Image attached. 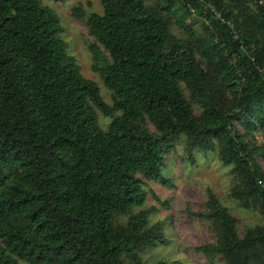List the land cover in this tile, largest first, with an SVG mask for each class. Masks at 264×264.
I'll use <instances>...</instances> for the list:
<instances>
[{"label":"trees","instance_id":"trees-1","mask_svg":"<svg viewBox=\"0 0 264 264\" xmlns=\"http://www.w3.org/2000/svg\"><path fill=\"white\" fill-rule=\"evenodd\" d=\"M97 1L101 13L76 4L70 15L92 38L90 69L111 106L67 54L50 8L0 0V264H148L139 253L168 241L161 222L149 224L154 209L132 210L144 205L145 182L171 188L164 157L179 138L191 163L194 151L216 149L235 179L229 197L264 220L254 163L264 142L253 140L264 137V0ZM191 13L206 21L201 35ZM97 113L111 119L105 130ZM205 198L186 212L214 242L194 251L208 264H264V224L239 236L208 188Z\"/></svg>","mask_w":264,"mask_h":264},{"label":"rangeland","instance_id":"rangeland-1","mask_svg":"<svg viewBox=\"0 0 264 264\" xmlns=\"http://www.w3.org/2000/svg\"><path fill=\"white\" fill-rule=\"evenodd\" d=\"M41 3L50 8L57 16L62 29L60 39L66 45V52L71 56L83 78L95 83L102 100L111 106V94L102 85L98 75L91 71V57L87 50V44L92 41L85 26L70 15V8L81 4L85 12L101 13V7L97 0H40ZM146 5H151L153 0H143ZM89 4V7L86 4ZM186 23L196 35L202 34L206 21L195 13L186 19ZM172 33L177 38H187V34L176 26L171 27ZM183 94L187 93L181 86ZM194 115L200 113V109L192 104ZM100 128L105 130L110 118L102 117L97 113ZM235 129L242 133V127L234 124ZM150 131L152 127L148 125ZM261 137L262 133H254L253 140ZM183 138H179L173 151L164 157V169L162 175L171 182V188H164L158 183L145 182L146 199L144 205L135 208L132 213L139 210L154 209L149 215V224L161 222L162 232L168 241L165 245H157L152 249H145L139 253L142 262L152 264L162 261L165 264H208L204 257L194 251V248L207 243H213L214 237L206 222L193 215H188L186 209L192 212L200 211L206 200L205 189H210L218 198L219 202L228 209L229 213L236 219L237 234L241 236L242 231L254 225H263V217L256 211L243 210L237 207L234 200L229 197V189L235 179L231 173L230 166L220 163L216 149L214 151L193 152V163L186 159L182 149ZM264 146V145H262ZM254 163L264 172V157H255ZM150 192L155 194L156 199L151 197ZM162 203L164 205H162ZM125 218H116V222H124ZM18 264H25L18 261ZM127 264V263H125ZM213 264H222L219 256H216Z\"/></svg>","mask_w":264,"mask_h":264},{"label":"built area","instance_id":"built-area-1","mask_svg":"<svg viewBox=\"0 0 264 264\" xmlns=\"http://www.w3.org/2000/svg\"><path fill=\"white\" fill-rule=\"evenodd\" d=\"M257 3H258L259 5H262L263 8H264V3H262L261 1H258ZM208 7H209V6H208ZM211 11H213L212 8H211ZM215 17H219L218 14H215ZM262 142H263V139H262L260 136L256 138V143H257V144H261ZM258 183H260V182H258Z\"/></svg>","mask_w":264,"mask_h":264}]
</instances>
